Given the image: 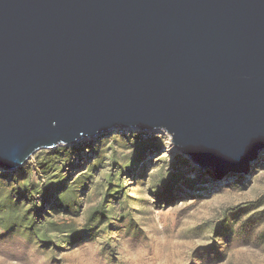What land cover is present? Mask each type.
<instances>
[{
    "label": "water",
    "instance_id": "water-1",
    "mask_svg": "<svg viewBox=\"0 0 264 264\" xmlns=\"http://www.w3.org/2000/svg\"><path fill=\"white\" fill-rule=\"evenodd\" d=\"M202 170L264 155V0H0V168L113 129Z\"/></svg>",
    "mask_w": 264,
    "mask_h": 264
},
{
    "label": "rangeland",
    "instance_id": "rangeland-1",
    "mask_svg": "<svg viewBox=\"0 0 264 264\" xmlns=\"http://www.w3.org/2000/svg\"><path fill=\"white\" fill-rule=\"evenodd\" d=\"M0 264H264V155L219 177L120 128L38 150L0 168Z\"/></svg>",
    "mask_w": 264,
    "mask_h": 264
},
{
    "label": "trees",
    "instance_id": "trees-1",
    "mask_svg": "<svg viewBox=\"0 0 264 264\" xmlns=\"http://www.w3.org/2000/svg\"><path fill=\"white\" fill-rule=\"evenodd\" d=\"M44 164H46V163H43V162H42L41 165H39V166H42V171H43V173H48V170H47L46 167H44V166H45ZM10 206H11V205H10ZM9 209H10V211L8 212V217H10V215H11L12 217H10V218H11L12 221H13V219H16V221H18L19 216H18V217H13L14 214H15L14 208L11 206ZM92 218H93V217H92ZM93 219H94V218H93ZM27 221H28V216H25V215H24L21 224L26 223ZM32 229H33V228H32ZM62 232H63V231H62ZM41 239H42V238H41ZM42 240H45V239L43 238Z\"/></svg>",
    "mask_w": 264,
    "mask_h": 264
}]
</instances>
